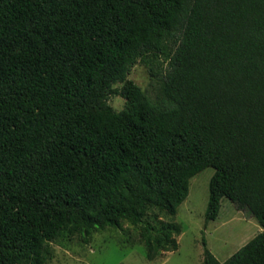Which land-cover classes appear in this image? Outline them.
<instances>
[{"label": "trees", "instance_id": "1", "mask_svg": "<svg viewBox=\"0 0 264 264\" xmlns=\"http://www.w3.org/2000/svg\"><path fill=\"white\" fill-rule=\"evenodd\" d=\"M207 168L206 223L228 199L262 232L202 264H264V0H0V264L122 224L176 252Z\"/></svg>", "mask_w": 264, "mask_h": 264}, {"label": "rangeland", "instance_id": "2", "mask_svg": "<svg viewBox=\"0 0 264 264\" xmlns=\"http://www.w3.org/2000/svg\"><path fill=\"white\" fill-rule=\"evenodd\" d=\"M131 70L127 79L151 95L152 79L147 67L137 64ZM120 87V84L114 86ZM108 104L119 112L123 109L124 100L120 96H112ZM214 172L207 168L194 176L189 182L187 198L177 208L175 217L165 218L182 227L176 238V252L162 253L149 261L139 242L138 229L122 224L121 229L92 234L88 244L77 238L55 241L49 264H202L203 243L217 261L225 262L261 233L262 228L248 212L238 210L228 199L221 201L217 218L206 223L209 184Z\"/></svg>", "mask_w": 264, "mask_h": 264}]
</instances>
